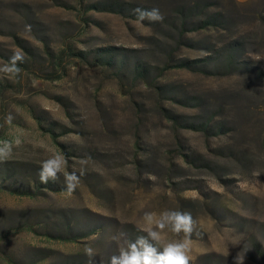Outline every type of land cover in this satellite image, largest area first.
<instances>
[{
    "label": "rangeland",
    "instance_id": "obj_1",
    "mask_svg": "<svg viewBox=\"0 0 264 264\" xmlns=\"http://www.w3.org/2000/svg\"><path fill=\"white\" fill-rule=\"evenodd\" d=\"M14 52L0 264H87L86 244L107 264L164 210L196 220L191 264H264V0H0V67ZM56 153L90 158L71 196L39 181Z\"/></svg>",
    "mask_w": 264,
    "mask_h": 264
},
{
    "label": "clouds",
    "instance_id": "obj_2",
    "mask_svg": "<svg viewBox=\"0 0 264 264\" xmlns=\"http://www.w3.org/2000/svg\"><path fill=\"white\" fill-rule=\"evenodd\" d=\"M133 12L139 22L148 20L150 22H163L164 15L158 8H134ZM24 62L21 52H14L2 67L0 72L6 75L18 76L22 69L19 67ZM11 122L12 117H7ZM16 145L20 140L15 141ZM13 142L0 140V163L9 161L13 155ZM90 158L80 160L79 171L66 170L68 159L65 154L56 153L45 159L40 164L38 172L39 181L42 185L49 182L57 183L63 176V191L71 196L78 188L81 177L86 172V165ZM257 175L254 178V186L264 187ZM145 227L141 229L143 235H139L135 241L124 240L120 242V236H113L112 240L117 242L118 251L109 257L107 264H191L192 257L191 243L192 235L196 230L197 222L191 212L184 210H164L160 213L146 212L143 217ZM166 231L177 236L183 233V239L169 240L161 243ZM238 242H234L236 245ZM84 255L87 257V264H95V257L98 256L91 244L84 246ZM228 255V253L226 254ZM235 264H244V256L239 253L235 257Z\"/></svg>",
    "mask_w": 264,
    "mask_h": 264
},
{
    "label": "crops",
    "instance_id": "obj_3",
    "mask_svg": "<svg viewBox=\"0 0 264 264\" xmlns=\"http://www.w3.org/2000/svg\"><path fill=\"white\" fill-rule=\"evenodd\" d=\"M238 2H246V1H249V0H237Z\"/></svg>",
    "mask_w": 264,
    "mask_h": 264
}]
</instances>
